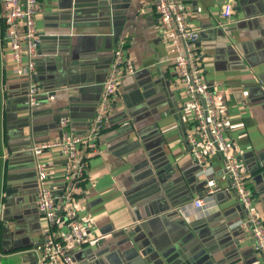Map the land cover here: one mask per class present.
Listing matches in <instances>:
<instances>
[{
    "label": "crops",
    "instance_id": "0c3cea01",
    "mask_svg": "<svg viewBox=\"0 0 264 264\" xmlns=\"http://www.w3.org/2000/svg\"><path fill=\"white\" fill-rule=\"evenodd\" d=\"M227 3L231 16L224 18ZM181 6L188 26L200 31L205 82L213 85L223 134L264 222V0H181ZM35 22L40 43L29 78L13 71L0 20V97L10 94L14 114L6 120L4 112L1 127L0 192L6 195L9 183L12 203L6 208L0 202V223L8 221L14 234L0 251V264H36L34 248L47 222L36 207L31 145L58 138L63 115L69 133L89 129L119 47L134 72L118 82L76 195L75 213L88 237L68 250L73 262L178 264L186 253L175 257L177 249L199 245L207 254L204 264H264L249 231L238 224L244 211L228 189L222 157L207 159L214 182L209 188L189 152L190 118L181 110L187 94L154 0H37ZM30 79L40 91L36 103L20 110ZM39 159L59 193L66 184L64 157L51 150ZM209 190L206 208L195 207L193 200ZM59 212L53 229L61 237L68 226Z\"/></svg>",
    "mask_w": 264,
    "mask_h": 264
},
{
    "label": "built area",
    "instance_id": "2783aa9c",
    "mask_svg": "<svg viewBox=\"0 0 264 264\" xmlns=\"http://www.w3.org/2000/svg\"><path fill=\"white\" fill-rule=\"evenodd\" d=\"M158 24L164 38L174 49L173 64L178 82L187 94V100L181 110L188 113L190 125L185 131L189 152L199 167V173L205 177V185L214 184L212 168L207 159L220 155L224 161L223 176L229 179L228 189L234 193L244 211L239 226L247 228L252 239L253 249L264 260V222L257 213L254 197L247 185L232 144L223 134L221 120L213 85L205 82L202 54L197 48L200 31L189 27L182 10L181 0H154ZM0 20L3 23V41L11 56L13 71L17 75L31 78L35 69V56L40 43V33L36 28L37 0H0ZM231 4L224 5L222 16H231ZM133 65L123 57V48L119 47L113 56L112 64L97 104L95 115L89 129L82 134L67 131V116L60 117L62 133L58 138L40 141L31 145L35 156L36 207L44 216L47 226L42 239L35 245L39 257L36 264H75L68 250L80 246L88 237L76 216L74 205L76 195L83 189L87 177L88 160L95 154L97 138L103 121L113 99L122 74L133 73ZM40 88L37 82L29 80L27 103H36ZM49 98H52L49 96ZM57 150L64 157L62 178L65 187L54 193L49 180L51 175L46 165L39 159L44 153ZM206 196L193 200V205L206 208ZM59 209V210H57ZM57 211L62 213L68 230L58 237L53 229Z\"/></svg>",
    "mask_w": 264,
    "mask_h": 264
},
{
    "label": "water",
    "instance_id": "95a60500",
    "mask_svg": "<svg viewBox=\"0 0 264 264\" xmlns=\"http://www.w3.org/2000/svg\"><path fill=\"white\" fill-rule=\"evenodd\" d=\"M27 94V92H26ZM10 94H5V96H3L4 98H6L5 100L2 101V97H0V186H2L3 184V176H2V167H3V156H2V146H3V139H2V131H1V127H2V117H3V113L5 112L6 114V120H8L12 114V116H14V114L11 112V104H10ZM8 97V98H7ZM27 95L23 98H21L20 102H22V106L20 110H27L28 108V103H27ZM63 116H67V115H63ZM62 117V116H61ZM35 184V183H34ZM9 183H6V188L7 189V194L4 196H1V192H0V202H2L4 200V205L6 208L11 206L12 201L10 200V195H9ZM8 221L3 220V228H2V233H1V247H0V251H4L3 246L6 245L9 242V238L8 237H12L13 238V234L14 231L10 230L7 226ZM142 226H145V223H143L141 226H135L134 229H141ZM20 240L19 239H13V243L15 244V246H20L21 244H19ZM14 246V247H15ZM190 250L188 251H183L185 250V248H181V249H177L175 251V257H178V254H185L181 257V260L178 264H204L205 259L207 258V254L202 255V248L201 246H197V248L194 250L191 247L189 248ZM150 251V250H149ZM151 252V251H150ZM195 252L197 253V255L195 254ZM191 254V255H190ZM201 256V257H200ZM166 262L170 263V260L166 257ZM160 262H157V264H159ZM144 264V262H143Z\"/></svg>",
    "mask_w": 264,
    "mask_h": 264
},
{
    "label": "flooded vegetation",
    "instance_id": "af4514ba",
    "mask_svg": "<svg viewBox=\"0 0 264 264\" xmlns=\"http://www.w3.org/2000/svg\"><path fill=\"white\" fill-rule=\"evenodd\" d=\"M35 186H36V185H35ZM1 222H3V221H1ZM1 224H2V223H0V243H1V233H2V228H3V227L1 226ZM0 247H1V245H0Z\"/></svg>",
    "mask_w": 264,
    "mask_h": 264
}]
</instances>
